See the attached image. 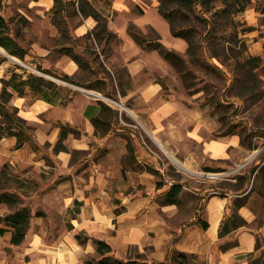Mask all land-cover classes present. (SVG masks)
Masks as SVG:
<instances>
[{"label":"rangeland","instance_id":"1","mask_svg":"<svg viewBox=\"0 0 264 264\" xmlns=\"http://www.w3.org/2000/svg\"><path fill=\"white\" fill-rule=\"evenodd\" d=\"M70 1L68 24L62 27L49 0H0V27L27 50L23 59L17 57L21 62L0 52L9 70L40 75L37 66L44 67L41 57L32 51V44L47 50L46 58L52 65L66 55L63 47L73 44L77 52L87 54V48L93 52L92 69H80L74 78L94 87L78 89L50 75L63 96L70 99L43 112L39 116L42 125L38 120L37 125L31 123L33 131L22 147L1 145L0 194L14 195L16 203L0 202V217L25 207L31 219L21 244L9 243L11 229L6 227L9 230L0 235V248L13 264L42 257L44 261H54L62 259L59 247L65 235L83 248L81 264L100 257L96 239L109 243L118 258L140 255L154 260L146 240L162 235L157 224L178 234L184 224H191L195 213L201 214L212 190L235 193L231 185L237 173L263 164L259 157L264 156V0H209L176 15L177 26L192 27L199 47V61L191 62L187 42L177 39L185 43L183 52L176 51L190 75V89L183 81V73L158 58L154 51L147 58L152 68L130 77L126 65L115 61L114 46L121 41L109 30L98 36L94 32L75 37L74 28L85 18L79 13L80 1ZM87 1L102 16L99 24L106 25L112 15L122 13L123 17L116 21L120 29L122 18L124 22L149 8L145 4H151L150 0H132L128 10L115 11L111 8L113 0ZM158 15L150 9L145 19L154 22L159 33L147 26L145 32L139 29L141 35L153 40L159 34L160 41L175 50L168 23ZM202 15L214 25L209 36L205 35L208 25ZM88 18L95 21L93 30L99 31L97 20L91 15ZM52 65V70L61 71ZM151 79L160 85V91L146 99L141 91ZM82 89L100 95L91 96ZM1 90L2 85L0 93ZM26 97L27 103L35 98L29 91ZM98 100L110 109L96 113L95 128L81 111ZM62 106L73 124L62 121ZM86 123H91L94 131L86 132ZM61 126L67 137L62 140V150L56 151ZM215 141H220L219 148L213 147ZM170 155L188 169L175 165ZM255 177L253 182H259L258 174ZM157 182H163V187L156 188ZM175 183L183 184L180 202L163 206L161 193ZM247 203L256 215L250 227L255 228L259 249L253 257L258 258L264 252V206L256 191L249 193ZM142 226L144 243L141 238L138 243L126 241V234ZM76 234L84 240L77 241ZM175 240L172 236L171 241ZM172 250H168V256ZM41 253L44 256H38ZM168 260L169 264H177L169 257ZM199 262L198 257H189V264Z\"/></svg>","mask_w":264,"mask_h":264},{"label":"trees","instance_id":"2","mask_svg":"<svg viewBox=\"0 0 264 264\" xmlns=\"http://www.w3.org/2000/svg\"><path fill=\"white\" fill-rule=\"evenodd\" d=\"M79 13L82 17L93 16L97 20V27L100 28L99 31L93 30L92 33L98 36L99 33L107 32L108 29L105 24H99L100 18L102 16L100 13L92 7L91 3L87 0H79ZM209 0H157V10L161 17H163L169 25V30L171 36L179 37L185 39L187 42V54L191 57V62H198L199 58L197 57V53L199 51L198 45L194 40V33L192 27H179L176 23V15L181 11H190L193 6L196 5H204ZM72 3L70 0H53L52 10L58 14L59 21L62 24V27H67L68 21L67 16L70 14L69 4ZM202 20L206 21L208 25V30L205 35H210L214 30V25L211 23L207 17L201 16ZM128 33L132 39L144 50H155L162 59H165L170 64H172L178 71L182 72L183 81L188 89H190V83L187 75L188 72H185V66L183 63V57L178 53V51L168 48L163 42L160 41V36L157 35L155 39H150L141 35L139 28L134 23H129L128 25ZM90 32H87L86 35H89ZM111 34V32H110ZM114 35V34H113ZM115 36V35H114ZM101 38V36H100ZM0 46L4 48L9 54L16 56L20 59H23L27 50L23 48L17 40L8 32L7 29L0 27ZM201 46V44H200ZM202 48V46H201ZM204 48V47H203ZM63 53L68 55L71 59H73L79 66L80 69H92V59L91 55L93 54L89 48L86 49L87 54H83L77 52L73 49V44L70 46L63 47ZM4 60L3 57H0V63ZM215 69L218 68L215 65H212ZM37 69L44 74L55 76L60 78L64 82L71 83L73 85L84 87L87 89H94V87L89 83H83L80 81H76L74 76L69 75L63 71H57L51 68H41L39 65ZM2 82V90L0 93V139L5 136H14L15 144L14 148L18 149L23 146L24 143L29 141L30 135L33 131V126L28 124L25 119L18 115V109L16 107H9L7 105L9 97L12 96V93L8 91V88L11 87L15 92L19 95H24L26 90L28 89L36 98L41 99L50 104H56L58 102L64 103L69 100V97L63 96L60 93L59 86L56 82L51 79L46 78L45 76L35 74L34 72H25L18 73L16 71H12L11 75L7 79H1ZM69 91V90H68ZM105 109H110L107 106L102 104L101 100H98L95 105H88L85 109V115L90 118L92 124L97 128L98 118L95 117L96 113H103ZM113 115L116 114L117 111H112ZM68 125V124H66ZM67 137V132L64 127H60L59 138L56 142L54 149L56 151L62 150V140ZM245 139L241 138V144H244ZM249 149H253L251 144L249 143ZM259 162H262V165L254 164L252 167L246 172H239L235 176V182L232 183L231 189L236 192L239 196L233 201V204L236 209L241 205L245 204L248 195L252 191H256L259 197L262 200V205L264 206V156L259 157ZM207 171L211 170V168L206 169ZM258 174L260 177V181L257 183H252L250 189H248V185L251 183L252 176ZM163 182H157L156 188H162ZM183 184L175 183L172 184L169 188L166 189L165 192L161 193L160 199L163 205L166 204H175L177 205L180 200V195L182 191ZM248 189V190H247ZM212 194L217 193L224 197L223 192H219L216 190ZM248 192V194L244 196H240ZM208 199V198H207ZM0 202H7L8 204L14 205L16 203V198L12 194L2 193L0 194ZM39 215V214H36ZM199 218L197 213L194 216L195 220ZM31 219L30 211L23 208H16L15 211L10 212L4 216L0 217V223L4 226H0V235L9 229H11V235L9 238V243L12 245H19L25 239L27 229L29 226V222ZM231 223L235 226L246 225L247 222L243 220L236 212L231 214L229 217ZM197 222L201 225L203 229L208 227V223L204 220L197 219ZM223 222L221 224V230L219 231V235L223 236L222 227L226 224ZM8 227V228H6ZM77 241L82 242L84 238H82L79 234L75 235ZM232 244H236V241H225V243L219 246L220 249L225 250ZM256 248H258L256 242ZM95 249L96 252L100 255L98 259L89 260L86 264H169L168 257L171 261H176L177 264H189V257H194V254L188 255L185 252H180L175 249L172 250V253L167 255V258L163 261L160 260H148L143 256H138L137 258H127L121 259L115 256L112 251L111 245L102 239L95 240ZM263 255V256H262ZM261 257H253V254L247 255V261L249 264H264V252Z\"/></svg>","mask_w":264,"mask_h":264},{"label":"crops","instance_id":"3","mask_svg":"<svg viewBox=\"0 0 264 264\" xmlns=\"http://www.w3.org/2000/svg\"><path fill=\"white\" fill-rule=\"evenodd\" d=\"M48 1V0H46ZM51 3H53V0H49ZM132 0H113L111 8L115 11H126L129 9V3ZM151 4H145L149 8L144 9V12L133 15V17H130V19H127L122 23V28L120 29V24L116 23V21L119 20V17H123L122 13H118L117 15H112V19L107 20L106 27L109 31L113 32V34L120 38V43L117 46H114L115 51V61H119L122 64L126 65L127 72L130 77L134 78L138 76V74H141L142 71L146 68H149L152 66L147 62L148 54H152L155 50H144L142 49L135 41L130 37L128 33V25L129 23H134L141 31L145 32L147 29V26H151L153 29L156 30L157 33H159L158 29L156 28L154 22L145 19V16L150 9L157 10V0H150ZM137 4V3H136ZM53 7V6H52ZM159 14V13H158ZM160 16V14L158 15ZM161 17V16H160ZM84 21H81L73 30V34L75 37L80 38L86 35L87 32L92 33L95 21L89 20L88 16L84 17ZM168 23V22H167ZM119 25V26H117ZM169 29V25H168ZM170 34V30H169ZM159 36V34H158ZM171 36V34H170ZM173 37L174 43L171 45H175V50H179L183 52V45L185 44L184 41L181 42V39L179 37ZM161 38V37H160ZM33 49L32 51L34 54L41 57L40 64L44 68H50L52 63L46 58L47 50L45 48H42L38 44H32ZM1 47V46H0ZM4 49V48H3ZM5 51V50H4ZM1 52V51H0ZM6 52V51H5ZM3 53V52H2ZM7 53V52H6ZM157 53V52H156ZM5 54V53H3ZM158 54V53H157ZM6 55V54H5ZM7 56V55H6ZM161 58V56L158 54V58ZM162 59V58H161ZM4 60L0 63V87H1V79H7L8 74H11V71L9 70L8 63L4 62ZM164 61V59H162ZM54 68H59L61 71L72 75L75 77V75L78 74L80 71V68L78 64L71 59L68 55H62L55 61L52 65ZM10 76V75H9ZM115 85L117 87V80L114 78ZM74 86V85H73ZM76 88H82L79 86H76ZM8 91L12 93V97L10 99V105L12 107H16L18 109V115L22 117L23 119L27 120L28 124L32 126V124L37 125V120L40 123L39 116L46 112L49 107H54L55 104H50L48 102H45L41 99L35 98L32 99L31 102L27 103L28 98L26 97L27 91L24 95H19L17 92H15L11 87L8 88ZM160 91V85L156 82L155 79H151L149 81V84L144 87L141 91V94H143V97L146 99H149L150 97L155 96ZM30 92V91H29ZM61 93V91H60ZM63 95V93H61ZM95 105L96 103H90L85 106V108L81 111V114H83L87 119L90 120L89 117L85 115V109L88 105ZM66 110H63L62 106V121L66 124H73L74 121L71 118V116L68 114ZM32 123V124H31ZM41 124V123H40ZM42 125V124H41ZM86 132L90 133L94 131L93 126L91 123L84 124ZM39 135V134H38ZM15 138L12 136H5L0 139V147L1 145H12L15 144ZM6 140V142H3ZM2 143V144H1ZM6 143V144H4ZM213 147L219 148L221 146L220 141L219 142H213ZM255 174L252 176V180L250 183V187L252 186V183L255 179ZM236 193V192H235ZM235 193H225L224 197L221 195L214 193L211 194L208 199L204 202L203 208L201 211V214L199 215V218L204 220L208 223V227L206 229H203L199 222H197V219L194 222V219L191 220V224L189 225H183V227L178 229V234L173 233V229H167L165 230L164 226H161L157 224L159 230L162 232L161 236L157 235V239L153 241H148L150 246L152 247L151 251V257L152 259L157 260H165L168 255V250L175 249L180 252H185L188 255L194 254L196 257H198L201 262L198 264H249L247 261V255L248 254H255L257 252L256 248V234H254V229L251 228L250 224H252L255 220V213L252 211L251 206H249V203H246L238 207V209L235 208L233 201L239 196V194ZM248 194V192L241 194L240 196H244ZM248 200V199H247ZM164 206V205H163ZM166 207L169 206H175V204H166ZM167 209V208H165ZM237 213L243 220L247 222L246 225H239L235 226L231 223L229 220V217L233 213ZM162 219L159 220L161 223ZM223 222H226L224 228L222 227L223 236L221 237L219 235V231L221 230V224ZM147 227V226H146ZM177 231V230H176ZM175 236L176 240L171 241V237ZM126 241H131V243H138L137 241L139 238H141V243L145 242V235H144V227L142 226L138 231H133L130 234L125 235ZM168 239V240H167ZM236 241V244H232L228 248H225V250H222L219 248V246L225 241ZM167 241V244H166ZM172 242V244H171ZM166 244V245H165ZM60 252L62 253V259L58 260H49L44 261V257L39 258L37 261H27L24 264H81V256L84 255L83 248L76 243V241L72 238L66 237L65 235H62V239L60 242ZM51 251V250H50ZM38 256H44V254H39ZM8 256L2 249L0 248V264H13L11 260L8 261ZM17 264V263H16Z\"/></svg>","mask_w":264,"mask_h":264},{"label":"bare ground","instance_id":"4","mask_svg":"<svg viewBox=\"0 0 264 264\" xmlns=\"http://www.w3.org/2000/svg\"><path fill=\"white\" fill-rule=\"evenodd\" d=\"M0 51L5 53L7 55V57L12 60V61H16V62H21L17 57L13 56V55H9L7 54L4 49L2 47H0ZM86 93L89 95H99V93L95 92V91H91V90H87L85 89ZM122 108H124V106H122ZM171 161L177 165L179 168H185L188 169V166L186 164H184L183 162L179 161L176 157H174L173 155H170Z\"/></svg>","mask_w":264,"mask_h":264},{"label":"water","instance_id":"5","mask_svg":"<svg viewBox=\"0 0 264 264\" xmlns=\"http://www.w3.org/2000/svg\"><path fill=\"white\" fill-rule=\"evenodd\" d=\"M45 77H47L48 79L53 80V77H51L50 75L45 74ZM82 90L85 91V89H82ZM85 92H86V91H85ZM99 95H100V94H99ZM99 95H92V96H99Z\"/></svg>","mask_w":264,"mask_h":264},{"label":"built area","instance_id":"6","mask_svg":"<svg viewBox=\"0 0 264 264\" xmlns=\"http://www.w3.org/2000/svg\"><path fill=\"white\" fill-rule=\"evenodd\" d=\"M36 71L40 72V75L45 76V74L39 70L36 69Z\"/></svg>","mask_w":264,"mask_h":264}]
</instances>
